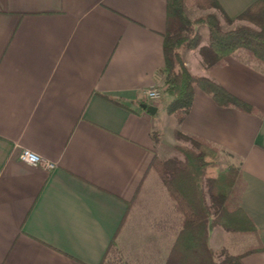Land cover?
Wrapping results in <instances>:
<instances>
[{
  "label": "crops",
  "instance_id": "0c3cea01",
  "mask_svg": "<svg viewBox=\"0 0 264 264\" xmlns=\"http://www.w3.org/2000/svg\"><path fill=\"white\" fill-rule=\"evenodd\" d=\"M254 1L217 0L232 22L217 14L222 29L247 25L236 19ZM164 29L165 0H0V264H100L126 214L115 236L123 261L165 264L178 217L148 167L178 133L236 160L241 208L263 248L241 262L264 264V65L235 52L205 69L208 35L200 33L198 47L181 51L184 66L258 114L218 107L195 87L177 122L144 96L162 82ZM22 149L54 168L19 162ZM212 231L215 252L235 255L253 242L232 239L230 254L216 238L212 244ZM131 238L141 246L129 258Z\"/></svg>",
  "mask_w": 264,
  "mask_h": 264
},
{
  "label": "trees",
  "instance_id": "16d2710c",
  "mask_svg": "<svg viewBox=\"0 0 264 264\" xmlns=\"http://www.w3.org/2000/svg\"><path fill=\"white\" fill-rule=\"evenodd\" d=\"M186 6L212 10L204 16L190 20ZM222 12L217 0H165V29L163 33V66L156 72L162 82L159 86L164 113L180 122L188 114L193 89L199 88L209 95L218 107L234 108L246 114H258L250 103L234 97L209 78L191 74L184 66L180 51L199 46L201 36L198 26L208 31L207 45L200 48L205 69L223 66L225 59L235 52L264 65V0H255L236 20L249 25L223 30L218 20ZM107 100L115 99L102 95ZM139 104H144L139 102ZM187 146H174L180 157L163 159L153 155L148 172L159 179L165 194L178 217V228L168 249L165 264H217L216 252L209 244V232L222 228L238 237H250L253 242L242 252L228 255L222 251V264H242V258L263 250L257 247L258 232L241 208L244 182L239 165L219 167L222 149L200 137L182 135ZM160 134L152 131L154 141ZM139 190V189H138ZM137 197V193L134 199ZM133 199V200H134ZM123 217L115 236L126 223ZM115 236L110 242L100 264H127L115 246Z\"/></svg>",
  "mask_w": 264,
  "mask_h": 264
},
{
  "label": "rangeland",
  "instance_id": "374dc122",
  "mask_svg": "<svg viewBox=\"0 0 264 264\" xmlns=\"http://www.w3.org/2000/svg\"><path fill=\"white\" fill-rule=\"evenodd\" d=\"M210 11H212V10H201V9H198V8H196L194 6H186L185 7L186 15H187V17L190 20H193V19H195L197 17L204 16L205 14L210 13ZM246 24L251 26L248 23H246ZM224 28H227V26H224ZM224 28H223V30H224ZM197 30H198L199 34L202 33V35H208V31H207V28L205 26H198ZM180 54H181V51H180ZM155 87H157V86H155ZM157 88L159 89V87H157ZM155 103H163L164 104V99L156 100ZM163 104H161V105H163ZM166 117H169V116H166ZM171 117H173V116H171ZM167 119H172V118H167ZM167 121H169V120H167ZM176 143L177 144L174 145V146H187L188 145V143L182 137L178 138ZM174 146H168L167 148H165V151L160 154V158L167 159V158H171V157H174V156L180 157L178 152L173 149ZM229 162H230V160H228V157L225 154H222V156H221V158L219 160V167L226 166L227 164H229ZM235 163H236V160L233 159L231 161V164H235ZM155 179H156V181H158V178L156 176H155ZM215 238L217 239V244H222V246H224L223 248H225L226 251L228 253H230V254L235 249V248H233L234 246L229 243L232 239H242V241L244 243H246V241L248 239V238H239L237 235L226 233L224 230H222L219 227L213 229V231L211 232V242H212V244H215ZM139 246H141V241H137L136 238H131L130 246L126 250V253H125L126 256L129 257V255H131V254L139 253V251H140L138 249ZM244 246L240 245V249H238V250H241ZM219 251L220 250L218 248L216 250V261H217V264H222L221 261H222L224 256Z\"/></svg>",
  "mask_w": 264,
  "mask_h": 264
},
{
  "label": "built area",
  "instance_id": "2783aa9c",
  "mask_svg": "<svg viewBox=\"0 0 264 264\" xmlns=\"http://www.w3.org/2000/svg\"><path fill=\"white\" fill-rule=\"evenodd\" d=\"M144 96L151 101L158 100L161 97V92L157 87L152 86L144 92ZM17 159L19 162L30 167H40L44 170H51L54 168L53 163L26 149H22L18 152Z\"/></svg>",
  "mask_w": 264,
  "mask_h": 264
},
{
  "label": "water",
  "instance_id": "95a60500",
  "mask_svg": "<svg viewBox=\"0 0 264 264\" xmlns=\"http://www.w3.org/2000/svg\"><path fill=\"white\" fill-rule=\"evenodd\" d=\"M140 108L145 110L146 113H148L149 115H153L155 113V111H156V108L154 106H149V105H146V104H141Z\"/></svg>",
  "mask_w": 264,
  "mask_h": 264
}]
</instances>
